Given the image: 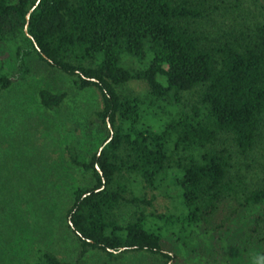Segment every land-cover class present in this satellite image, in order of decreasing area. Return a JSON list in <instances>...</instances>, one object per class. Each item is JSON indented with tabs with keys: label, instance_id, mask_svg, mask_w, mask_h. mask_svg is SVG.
Here are the masks:
<instances>
[{
	"label": "trees",
	"instance_id": "16d2710c",
	"mask_svg": "<svg viewBox=\"0 0 264 264\" xmlns=\"http://www.w3.org/2000/svg\"><path fill=\"white\" fill-rule=\"evenodd\" d=\"M32 59L98 90L88 126L106 136L86 161L65 147L84 172L67 209L75 258L36 245L20 264H78L89 249L180 264L175 235L196 240L190 264H227L217 241L247 212L230 253L264 258V0H0V92ZM38 96L53 109L64 93ZM170 185L181 213H147L144 191Z\"/></svg>",
	"mask_w": 264,
	"mask_h": 264
},
{
	"label": "rangeland",
	"instance_id": "374dc122",
	"mask_svg": "<svg viewBox=\"0 0 264 264\" xmlns=\"http://www.w3.org/2000/svg\"><path fill=\"white\" fill-rule=\"evenodd\" d=\"M28 65L24 80L0 92V250L4 244L9 252L3 256L5 251L1 250L0 257L3 263L20 264L33 247L40 245L62 261H70L77 255L79 243L68 226L67 209L73 191L83 185L84 172L70 163L65 147L74 145L83 161L99 148L106 133L88 124L92 112L101 107V98L96 88L77 89L71 76L43 61L32 59ZM131 65L138 67L135 62ZM130 85L139 92L146 87L143 81ZM40 88L63 92L59 106L43 107ZM174 192L171 185L146 189L143 195L150 203L144 204V210L179 215L181 208L176 207ZM134 209V205L125 208L124 217ZM248 215L241 214L234 221L231 235L217 241L216 247L231 254L225 258L227 264H255L256 260L264 264V258L256 259L251 252L243 258L230 253L232 243L250 225ZM177 236L180 264H190L188 251L198 244L195 239L187 244ZM236 251L240 253L239 248ZM151 260L145 251L124 252L117 260H110L104 251L89 249L78 264H151Z\"/></svg>",
	"mask_w": 264,
	"mask_h": 264
},
{
	"label": "water",
	"instance_id": "95a60500",
	"mask_svg": "<svg viewBox=\"0 0 264 264\" xmlns=\"http://www.w3.org/2000/svg\"><path fill=\"white\" fill-rule=\"evenodd\" d=\"M29 14H30V11L26 14V24H25V27H24V29H25V31H26V29H27V25H28V20H29Z\"/></svg>",
	"mask_w": 264,
	"mask_h": 264
}]
</instances>
